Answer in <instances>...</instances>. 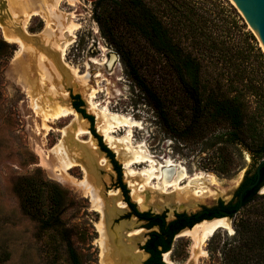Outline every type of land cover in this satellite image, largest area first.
I'll list each match as a JSON object with an SVG mask.
<instances>
[{
  "label": "rangeland",
  "instance_id": "1",
  "mask_svg": "<svg viewBox=\"0 0 264 264\" xmlns=\"http://www.w3.org/2000/svg\"><path fill=\"white\" fill-rule=\"evenodd\" d=\"M16 1L18 4H15L14 0H0V12L3 15L1 21L7 25L5 29L4 25L0 24V39L3 38L9 43L8 46H0V264L53 263L52 252L47 251L50 237L47 233L40 234L39 222L26 214L22 208L20 195L21 187L32 183L31 181L40 183L43 180L56 182L68 190L64 196L65 210L61 213L60 219L69 229L68 234L76 248L85 254L87 264H102L100 233L96 225L101 219V214L93 208L90 195L80 186V181L86 176L85 172L81 165H77L68 170L67 179L60 177L58 175L60 162L55 156L56 152L53 151L63 139L62 129L69 127L74 116L55 119L50 123L53 127L50 131L43 128V120L36 113L33 105V98H37L38 94L35 93L32 97L25 86L26 78L28 76L31 78V75L25 72L23 65L18 64L23 55L21 47L17 42H10L6 38V33L17 36L12 24L21 19L23 21L27 14L31 13L26 31L39 35L48 29L51 33L50 39L55 41L56 35H60L58 22L54 21L55 25L48 28L47 19L42 13H34V10L39 9L40 6L43 8L51 6L54 13H57L54 18L58 14L64 16H61L63 36L71 40L64 61L71 68L70 73L76 85L65 88L54 78L48 89L52 85L57 86V91L61 95L67 89L66 105L80 113L85 119L83 127L89 130L80 135V139L72 138L74 142L71 146H74L72 148L75 151L70 150V154L80 152L79 154H83L90 162L93 170L88 175L89 179L94 186H97V183L101 184L102 192L106 197H109L111 190H119L121 200L126 203L122 213L114 219L113 225L123 220H132L135 222V227H142V239L137 240V247L143 250L141 246L145 243L150 229L145 226L146 221L140 220L129 206L122 185H126L131 201L136 204L138 210L165 213L167 219L174 218L177 212L194 214L206 208H217L221 200L228 203L232 199H237L239 187L248 174L256 171L258 161L254 160L250 151L242 144L221 142L226 132L224 129L204 127L196 137L185 141L175 137L173 132L164 130L145 96L130 76L118 49V43H113L101 30L97 16L102 12V6L98 4V0H61L58 5H55L58 0ZM111 4L112 1L103 5L109 6L110 9ZM14 18L16 19L13 20ZM69 25L74 26L72 34L69 32ZM259 43L261 45L260 41ZM31 74L34 80L40 75L34 71ZM37 83L34 82L31 89L38 90ZM76 96L80 97L83 102L81 108L93 117V121L84 117L74 107ZM91 100L95 107L91 104ZM54 107L57 109L58 105ZM106 112H115L123 118V122L112 132L115 138L120 140L119 152L111 147L102 128L108 118ZM101 142L114 153V158L121 168V177ZM92 143L96 144L97 148ZM138 150L146 152L148 157H152L164 169L167 168V161L171 160L168 167L170 173H176L182 167L186 168L189 176L184 179L183 185L189 182L191 176H202L199 183L204 187L205 193L193 206L171 208L166 206L162 199L157 197L153 199L157 194L154 188L157 179H154L152 184L146 186L147 188H142L144 191L140 190L148 202L147 207H141L133 194L134 187L130 183L132 177H128L126 169L132 153ZM101 157H107L106 165L99 163ZM145 161L131 163L130 168L136 172L133 177H138L137 175L143 170L150 168L151 161ZM262 189L258 194H263ZM46 190L49 196L50 189L46 188ZM72 199L77 203L73 204ZM46 200L51 204L49 197ZM230 223L233 232L225 228L215 232H220L223 240L236 232L234 217L231 218ZM85 230H88L93 238L86 237ZM182 232L183 230L175 237L172 250L169 252V259L174 264H221L214 263L212 258L211 239L214 234L195 250L192 238ZM193 251L197 253V258L193 257ZM178 255L187 256L182 261ZM146 258L143 259V263ZM60 262V264H70L66 252Z\"/></svg>",
  "mask_w": 264,
  "mask_h": 264
},
{
  "label": "trees",
  "instance_id": "2",
  "mask_svg": "<svg viewBox=\"0 0 264 264\" xmlns=\"http://www.w3.org/2000/svg\"><path fill=\"white\" fill-rule=\"evenodd\" d=\"M110 1L109 9L103 4ZM98 4L101 30L118 43L130 76L165 131L185 141L204 127L224 129L221 142L242 144L258 163L264 158V50L234 4L229 0H98ZM8 45L0 39V46ZM82 103L76 96L74 107L93 121ZM101 145L121 176L114 153ZM256 178V171L248 174L237 199L221 200L217 208L235 212L241 191ZM31 182L20 189L22 208L39 222L40 234L49 235L52 264H60L65 252L70 264H87L60 219L68 190L49 180ZM263 184L264 164L259 184L245 193L243 208L233 216L235 234L224 240L220 232L212 236L214 263L264 264V193L258 194ZM137 214L158 226L142 246L150 253L145 263L168 264L163 253L172 250L182 228L195 222L185 212L173 219L165 213ZM222 215L211 213L207 218ZM85 236L93 238L88 230ZM186 256L178 258L183 261Z\"/></svg>",
  "mask_w": 264,
  "mask_h": 264
},
{
  "label": "bare ground",
  "instance_id": "3",
  "mask_svg": "<svg viewBox=\"0 0 264 264\" xmlns=\"http://www.w3.org/2000/svg\"><path fill=\"white\" fill-rule=\"evenodd\" d=\"M60 1L61 0H58L55 5H58ZM14 2H16L15 4H18V1L14 0ZM44 7L45 8L40 6L39 9L34 10V13H42V16L47 19L48 28L54 24V21L56 23L58 22V33H60V35H56L57 37L55 41L50 39L51 33L48 29H46V31L44 30V32L39 35H34L26 31V24L31 13L27 14L26 19L23 21L21 19L16 21V23H11L16 29V31H14L17 33V36L7 35L6 33V38L10 42H17L21 47V53L23 55L20 58L21 60L18 61V64L23 65L22 68L25 69V72L27 71L31 75V78L30 76L26 78L25 86L32 97L35 96V93L38 94L37 98H33V105L36 113L43 120V128L46 129V131H50L53 128L50 123L54 122L55 119L69 117L71 115L74 116V119L68 125L69 127L62 129L63 139L60 140L57 146L53 149V151L56 152L55 156L57 160L60 162L58 175L67 179V174L69 173L68 170L77 165H81L85 172L86 176L80 181V186L90 195L93 208L101 214V219L96 225L97 230L100 233L99 243L101 247L102 264H144L143 259L147 254L144 250L137 247V240L142 239L143 228L135 227V222L132 220H123L122 222L113 225L114 219L122 213L123 209L126 207V203L121 200L119 190H111L109 192V197H106L104 195L105 193L102 192L101 184L97 183L98 185L94 186V183H91L89 179L88 175L90 174V171L93 170L91 164H89L90 162L83 156V154L80 155V152L70 154V150L71 152L75 151V149L73 150L72 148L74 146H71L74 142L73 139L76 137H79L80 139V135L89 132V130L83 127V120L85 119L80 113H78L73 107L66 105V94L68 90L65 89L66 91L61 95L57 91V86L55 87L52 85V87L48 89V85L52 83L54 78L62 83L61 86H64L65 88L76 84L70 73V71H72L71 68L64 61L66 50L71 40H67L63 36L64 32L62 31L63 28L61 21V16L63 15L58 14L57 17L54 18L57 13H54L53 8L51 6H48V8L46 6ZM1 17H3V15H1L0 12V24L2 23L5 28L7 25H5V22L1 21ZM11 18L13 17L11 16ZM15 19L16 18L13 20ZM73 28V25H69V32L71 34L73 33ZM33 71L40 74L35 80L32 79L33 77L31 73H33ZM36 81L38 82V90H33L31 89V85ZM90 102L94 107L96 106L92 100ZM56 105H58V107L57 109H54V106ZM105 114L108 115V118L105 126L102 127L104 134L111 147L119 152L120 140L116 139L112 132L115 131L114 128L118 127V125L123 122V118L115 112H106ZM92 145L97 148L95 146L96 144L92 143ZM139 150L132 153L131 158L126 165V169L128 177H132L130 183L134 187L133 194L136 197L137 203L141 207L145 208L148 206L145 196L142 195L144 194L142 188H147L146 186L150 183L152 184L154 179H157L154 184L157 194L153 196V199L155 200V197L160 198L162 199V202L167 204L166 206L171 208H188L193 206L195 205V202L200 199L199 197L205 193L204 187L199 183V179L202 178V176H191L189 182L186 185H183L184 179L189 176L186 168L182 167L176 171V173H170L168 167L171 160L167 161V168L164 169L163 166H159L152 157H148V154H145L146 152L144 153L143 150ZM95 155L98 156V153L95 152ZM92 159H94V157H92ZM145 160L151 161L150 168L143 170L140 175H137L138 177H133L136 172L134 169L130 168L131 163L143 162ZM99 163L106 165L107 157H101ZM93 168L96 170L94 165ZM97 180H99L98 177ZM97 180L95 179L96 182H98ZM140 184L141 186H139ZM262 188V191H264V186ZM138 189L139 191L142 189V191L139 192ZM150 196L152 198V195ZM221 228L229 229L233 232L229 217L203 220L195 224L192 228L189 227L184 229L182 234H187L192 238L193 246L196 248L195 250H197L198 247H201L217 230ZM192 255L197 258L196 252L193 251ZM164 258L169 264H174V262L169 259V252L164 254Z\"/></svg>",
  "mask_w": 264,
  "mask_h": 264
},
{
  "label": "water",
  "instance_id": "4",
  "mask_svg": "<svg viewBox=\"0 0 264 264\" xmlns=\"http://www.w3.org/2000/svg\"><path fill=\"white\" fill-rule=\"evenodd\" d=\"M232 4H234L239 12L243 15L247 23L249 24V27L254 31V33L257 35L259 41L261 42V46L264 49V0H229ZM264 164V158L259 162L257 168H256V174L257 178L254 182L247 185L240 193L239 195V207L235 212H230L225 209H213V208H206L203 209L197 213L189 214V216L198 217L202 216L205 212L207 213H222V216H213L211 218L204 217L200 221L203 220H210L213 218H223V217H229L231 218L237 214L242 208L244 204V195L245 193L251 189L256 187L261 179V167ZM264 186L261 185L260 189ZM264 193V192H263Z\"/></svg>",
  "mask_w": 264,
  "mask_h": 264
},
{
  "label": "flooded vegetation",
  "instance_id": "5",
  "mask_svg": "<svg viewBox=\"0 0 264 264\" xmlns=\"http://www.w3.org/2000/svg\"><path fill=\"white\" fill-rule=\"evenodd\" d=\"M118 172H119V171H118ZM119 177H121L120 174H119ZM122 189H123V191H124V193H125V195H126V201L128 202L129 206L132 207L134 213L136 214V216H137L140 220H144V221H146L145 226H146L147 228L150 229V231H149L148 234H147V239H146V241H145V243H146L147 240H148V238H149V236H150V232H152L153 230H157V229H154V228H155V227L158 228V226H157V225L150 226L151 219L148 218V217H141L140 215L137 214V212H150V213H152V214H156V213L152 212L151 210H146V211H140V210H138V209L136 208V204H135L134 202L131 201V198H130V196H129V190L127 189L126 185H122ZM213 209H219V208H213ZM177 213H180V212H177ZM185 213H187V212H185ZM175 214H176V213H175ZM194 214H195V213H194ZM194 214H193V215H194ZM209 214H211V213H207V212H205L202 216L193 217V216H189V213H187V216L191 217V218H190L191 221H194V222L196 223L197 221H200L201 218L207 217V215H209ZM172 219H173V218H172ZM195 220H197V221H195ZM195 223H194V225H195ZM194 225H193V226H189V225H187V226H185L184 228H182L181 231L184 230V229H186V228H189V227L192 228V227H194ZM181 231H180V232H181ZM145 243H144V244H145ZM144 244H142V246H143ZM142 246H141V248H142ZM143 250H144V251L146 252V254H147V256H146V257H147L146 260H147V259L149 258V256H150V253L147 252L145 249H143ZM165 253H166V252H165ZM165 253H163V260H164L166 263H168V262L164 259V254H165ZM146 260H145V261H146ZM145 261H144V264H146Z\"/></svg>",
  "mask_w": 264,
  "mask_h": 264
}]
</instances>
